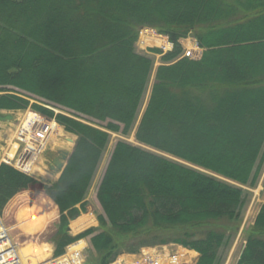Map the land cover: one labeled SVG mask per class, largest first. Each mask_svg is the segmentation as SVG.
<instances>
[{
    "label": "trees",
    "instance_id": "1",
    "mask_svg": "<svg viewBox=\"0 0 264 264\" xmlns=\"http://www.w3.org/2000/svg\"><path fill=\"white\" fill-rule=\"evenodd\" d=\"M143 26L174 49L155 68L135 137L168 157L118 142L111 163L131 162L112 225L138 237L131 251L172 242L196 250V264H217L264 166V0H0V110L69 109L58 121L96 165L105 130L127 135L146 91ZM189 36L199 58L181 56ZM236 264H264V202Z\"/></svg>",
    "mask_w": 264,
    "mask_h": 264
},
{
    "label": "bare ground",
    "instance_id": "2",
    "mask_svg": "<svg viewBox=\"0 0 264 264\" xmlns=\"http://www.w3.org/2000/svg\"><path fill=\"white\" fill-rule=\"evenodd\" d=\"M50 109L52 115L31 106L0 110L10 116L0 119L7 135L0 136V264H129L155 252L159 247L149 245L131 251L139 244L138 237L112 225L121 219L125 205L121 164L131 162L111 163L121 154L116 151L119 141L111 148L100 179L93 153L58 121L59 114L72 112L57 104ZM87 120L81 116V121ZM96 127L105 130V125ZM105 131L108 140L101 157L110 148L112 133L125 136ZM133 136L136 140L135 131ZM136 142L145 151L161 153Z\"/></svg>",
    "mask_w": 264,
    "mask_h": 264
},
{
    "label": "rangeland",
    "instance_id": "3",
    "mask_svg": "<svg viewBox=\"0 0 264 264\" xmlns=\"http://www.w3.org/2000/svg\"><path fill=\"white\" fill-rule=\"evenodd\" d=\"M149 28H152V27H149ZM149 28H147L148 30H147L146 33H144L145 37H143V38H147L149 40L148 43H150V44L145 43V45L142 46L144 49L146 47H155L157 45L156 42H153V40H152L153 38L151 39V37L148 36V35H151L153 33L152 32L153 29H149ZM146 36H148V37H146ZM193 39H194L193 37L189 36L188 38L183 39V43L182 44L185 45V46H189L190 42L191 43L194 42ZM151 40H152V42H151ZM184 49H187V47L186 48L185 47L181 48V50H184ZM157 61H158V64H159L160 60L158 59ZM154 73H155V69L153 68L152 72L150 74L148 83H147L146 91H145V93L143 95L141 104H140L139 109H138L136 120H135V122H134V124L132 126V129H131L130 133L125 135V136L121 135L120 133H112L111 138H110V142H109L110 143V148L107 149V151L104 153V155L101 157V160L98 163L99 167H98L96 175L99 176L100 179H101L102 174H103V172L105 170V165H106L107 161L109 160V154H110L111 148L114 147V144L116 142H118L120 140H125V141H127V142H129V143H131L133 145L138 146L137 145L138 143L134 139L133 131H135V129L137 127V124H138V121L140 119V116H141L142 112L144 111L146 103L148 101L150 90H151V86L154 83ZM34 101H35V99L32 98L30 103H34ZM38 101H41V100H38ZM51 107H53V106H51ZM90 121L94 122V123H91V124H93L95 126H97V125H105L104 122L102 123V122H98V121H95V120H90ZM5 131H6V128L3 126V124H0V136H1V138L7 137V135L5 133H3ZM62 135L64 137V136H67L68 134H65V133L62 132ZM68 137H69V135H68ZM58 140H60V139H58ZM158 154L159 155H164V154H161V153H158ZM164 156L168 157L167 155H164ZM169 158L172 159V157H169ZM173 160L179 161L178 159H176L174 157H173ZM179 162H182V161H179ZM258 186H259L258 183H256V185L254 187H251L249 190H247L248 191V195H247L246 203L244 204V207H243V210H242V214H241V218H240V224L238 226L237 232H236V234L233 235L230 244L228 246H226V247L224 246L220 250V252H219L220 260H219V262L217 264H236V261L238 259L239 253H240V251H241V249L243 247V244H244V230H245V228H247L248 225H250L253 222V220L255 218L256 210H257V206L256 205H257V202L259 201L258 199L262 198V196H263L262 192L260 193L259 190L256 191V193L254 194V191L256 190V188H258ZM128 246H130V244Z\"/></svg>",
    "mask_w": 264,
    "mask_h": 264
},
{
    "label": "built area",
    "instance_id": "4",
    "mask_svg": "<svg viewBox=\"0 0 264 264\" xmlns=\"http://www.w3.org/2000/svg\"><path fill=\"white\" fill-rule=\"evenodd\" d=\"M147 30V28L140 30L139 44L141 46H144L145 43L149 42L147 38H143L145 37L144 33H146ZM152 32L153 33L148 36L151 37V39L153 38V42L158 43L159 48H161L163 52H167L172 49L173 44L169 42L167 37L158 34L154 30H152ZM184 55L196 59L200 56V49L197 46L187 47V49H185ZM193 259L196 260L194 252L184 247L165 246L159 247L152 254H145L141 260L140 258L134 259L130 261L129 264H193Z\"/></svg>",
    "mask_w": 264,
    "mask_h": 264
},
{
    "label": "crops",
    "instance_id": "5",
    "mask_svg": "<svg viewBox=\"0 0 264 264\" xmlns=\"http://www.w3.org/2000/svg\"><path fill=\"white\" fill-rule=\"evenodd\" d=\"M258 188H256V190L254 191V194L256 193V191L259 190V192L261 193L262 192V198L258 199L259 201L257 202V210H256V214L260 208V205L264 202V166L262 168V171H261V174L259 176V179H258ZM255 214V216H256Z\"/></svg>",
    "mask_w": 264,
    "mask_h": 264
},
{
    "label": "water",
    "instance_id": "6",
    "mask_svg": "<svg viewBox=\"0 0 264 264\" xmlns=\"http://www.w3.org/2000/svg\"><path fill=\"white\" fill-rule=\"evenodd\" d=\"M7 118H10V116L9 115H1L0 114V119H7Z\"/></svg>",
    "mask_w": 264,
    "mask_h": 264
}]
</instances>
